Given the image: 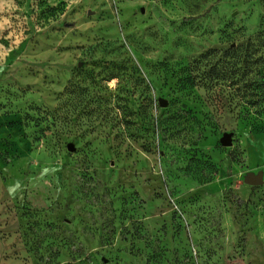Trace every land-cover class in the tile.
Here are the masks:
<instances>
[{
	"label": "rangeland",
	"instance_id": "obj_1",
	"mask_svg": "<svg viewBox=\"0 0 264 264\" xmlns=\"http://www.w3.org/2000/svg\"><path fill=\"white\" fill-rule=\"evenodd\" d=\"M260 171L264 0H0V264H264Z\"/></svg>",
	"mask_w": 264,
	"mask_h": 264
},
{
	"label": "water",
	"instance_id": "obj_2",
	"mask_svg": "<svg viewBox=\"0 0 264 264\" xmlns=\"http://www.w3.org/2000/svg\"><path fill=\"white\" fill-rule=\"evenodd\" d=\"M162 106H166L167 102L166 101H162L161 102ZM231 136L230 134H225L222 143L224 145H231V140H230ZM245 182L251 186H260L264 183V174L262 171L258 172V173H254V172H249L247 174V176L245 177Z\"/></svg>",
	"mask_w": 264,
	"mask_h": 264
},
{
	"label": "clouds",
	"instance_id": "obj_3",
	"mask_svg": "<svg viewBox=\"0 0 264 264\" xmlns=\"http://www.w3.org/2000/svg\"><path fill=\"white\" fill-rule=\"evenodd\" d=\"M10 194H14V192L10 193Z\"/></svg>",
	"mask_w": 264,
	"mask_h": 264
}]
</instances>
